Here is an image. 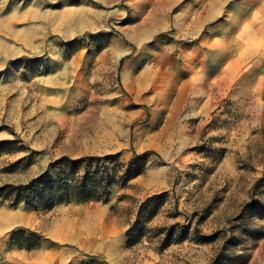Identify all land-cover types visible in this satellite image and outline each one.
<instances>
[{"label":"rangeland","instance_id":"rangeland-1","mask_svg":"<svg viewBox=\"0 0 264 264\" xmlns=\"http://www.w3.org/2000/svg\"><path fill=\"white\" fill-rule=\"evenodd\" d=\"M209 3L0 0V187L89 156L117 177L52 209L1 197L0 264H264V46Z\"/></svg>","mask_w":264,"mask_h":264},{"label":"trees","instance_id":"trees-1","mask_svg":"<svg viewBox=\"0 0 264 264\" xmlns=\"http://www.w3.org/2000/svg\"><path fill=\"white\" fill-rule=\"evenodd\" d=\"M13 143H15V140L0 142V148ZM112 158V155H107L104 157L89 156L70 159L68 162L71 173L67 177L55 179L45 174L34 178L27 184L1 186L0 198L13 196L14 200L10 203L11 206L24 203L26 206L42 207L44 209H52L57 204L71 199L88 201L91 198H102L108 195L111 186L117 182L116 175L110 173V165L106 163ZM83 164L86 165V171L82 176H79L78 170ZM93 164H96V169L91 171L90 167ZM127 175L131 178L136 175L132 166L126 176H123V179L127 180ZM154 198L149 199L148 202L154 200ZM146 205L141 206L140 214ZM140 214L133 228L139 225ZM130 232H133V229Z\"/></svg>","mask_w":264,"mask_h":264},{"label":"crops","instance_id":"crops-1","mask_svg":"<svg viewBox=\"0 0 264 264\" xmlns=\"http://www.w3.org/2000/svg\"><path fill=\"white\" fill-rule=\"evenodd\" d=\"M223 0H210V3L201 8V14L203 17L211 14H217L221 12V2ZM229 11L235 13L239 20V26L237 25L238 40L234 41L235 46L239 41H250L254 48L264 46V0H233V5L230 6ZM231 46H232V42ZM227 41H219L218 46L220 50L223 46H227ZM241 44H245L241 42ZM264 52V51H263ZM237 54V53H236ZM233 56V57H231ZM229 57L234 61L227 66L226 71L235 73L237 71L236 63L237 57H234V51L229 49ZM234 66V67H233ZM214 78L219 75V70L213 71Z\"/></svg>","mask_w":264,"mask_h":264},{"label":"bare ground","instance_id":"bare-ground-1","mask_svg":"<svg viewBox=\"0 0 264 264\" xmlns=\"http://www.w3.org/2000/svg\"><path fill=\"white\" fill-rule=\"evenodd\" d=\"M116 51H117V54H118V59H120L121 56L125 53L126 50L124 51L123 47L119 45L117 47Z\"/></svg>","mask_w":264,"mask_h":264}]
</instances>
